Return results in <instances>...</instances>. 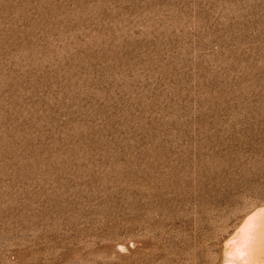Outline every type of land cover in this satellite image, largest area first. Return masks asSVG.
Returning <instances> with one entry per match:
<instances>
[{
    "label": "rangeland",
    "instance_id": "1",
    "mask_svg": "<svg viewBox=\"0 0 264 264\" xmlns=\"http://www.w3.org/2000/svg\"><path fill=\"white\" fill-rule=\"evenodd\" d=\"M264 205V0H0V264H216Z\"/></svg>",
    "mask_w": 264,
    "mask_h": 264
},
{
    "label": "bare ground",
    "instance_id": "2",
    "mask_svg": "<svg viewBox=\"0 0 264 264\" xmlns=\"http://www.w3.org/2000/svg\"><path fill=\"white\" fill-rule=\"evenodd\" d=\"M216 264H264V205L246 214L219 246Z\"/></svg>",
    "mask_w": 264,
    "mask_h": 264
}]
</instances>
